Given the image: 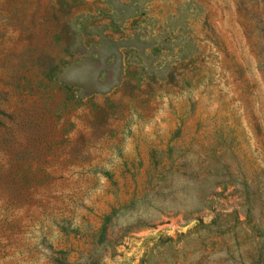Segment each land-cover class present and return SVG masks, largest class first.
Wrapping results in <instances>:
<instances>
[{"label":"rangeland","instance_id":"374dc122","mask_svg":"<svg viewBox=\"0 0 264 264\" xmlns=\"http://www.w3.org/2000/svg\"><path fill=\"white\" fill-rule=\"evenodd\" d=\"M0 264H264V0H0Z\"/></svg>","mask_w":264,"mask_h":264}]
</instances>
